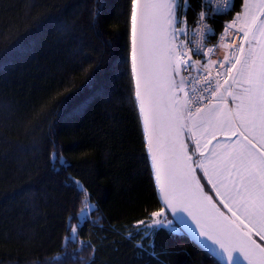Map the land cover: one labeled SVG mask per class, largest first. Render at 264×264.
I'll use <instances>...</instances> for the list:
<instances>
[{
  "label": "trees",
  "instance_id": "trees-1",
  "mask_svg": "<svg viewBox=\"0 0 264 264\" xmlns=\"http://www.w3.org/2000/svg\"><path fill=\"white\" fill-rule=\"evenodd\" d=\"M104 3L94 21L93 0H0V264H220L183 230H158L156 256L136 247H147L143 233L126 238L152 212L173 218L134 101L130 0ZM200 4L190 0L189 22ZM225 19L212 18L217 33ZM97 61L86 84L83 69ZM186 142L192 152L189 134ZM53 148L63 166L50 163ZM91 203L102 227L81 222L77 241L65 244L75 214ZM82 241L96 246L94 255ZM76 249L75 261L61 255Z\"/></svg>",
  "mask_w": 264,
  "mask_h": 264
},
{
  "label": "snow or ice",
  "instance_id": "snow-or-ice-1",
  "mask_svg": "<svg viewBox=\"0 0 264 264\" xmlns=\"http://www.w3.org/2000/svg\"><path fill=\"white\" fill-rule=\"evenodd\" d=\"M207 3L210 4L211 0H207ZM105 7L104 0H93L91 12L94 21H98ZM189 7L190 0H130L131 73L135 80L134 101L139 102L144 131L148 134V150L152 153L156 183L159 185L164 204L170 210L173 220L183 225L184 214H187V217H190L199 229V236L211 241V245L200 241L201 248L210 258L224 264H242L241 257H243L248 264H264V144L257 149L245 134L256 128L264 134V51L257 55L256 51L250 48L245 55L244 45L241 43L237 49L240 56H235V63H231V67L227 69L228 75H232L235 70V77L238 79H233V85L240 89L238 93L229 90L228 96L239 103L234 110H228L230 118L222 123L228 125L226 131L231 132L232 136H241L246 144L242 142L237 148L227 152L220 158L222 166L219 169L213 168L212 171H209L203 163L195 166L190 164L192 156L188 154V146L184 143H180L179 146L175 142L172 143L170 155L167 157L171 164L166 165L161 156L162 145L159 141L152 107L154 84L151 66L152 53L156 45L152 44L150 47V42L155 39L158 44L168 46L167 66L175 75H178L182 68L187 70L194 63H198L191 59L192 49H189L184 41L179 40V37L185 33V28L177 27V25L188 23L185 11ZM231 7L230 0H224L223 7H218L213 12H225ZM258 11L264 14V0H260ZM245 17L244 27L238 29L243 33L242 41H248L250 34L254 36L255 31H259L260 35L264 36V20L260 19V15L249 16L246 12ZM205 18L206 14L201 12L193 23H201ZM235 24L236 21H233L227 26L228 29L233 28ZM204 27L206 25L201 23V28ZM212 51L208 49V53ZM196 54L204 55L199 51ZM231 59L232 57L225 56L220 67L231 62ZM210 63L217 62L210 61ZM100 64L101 61H97L88 69H83L86 73V84L94 79V73L99 69ZM173 64L175 67H172ZM184 80L185 78L182 77L178 91L183 90ZM204 82L208 85L204 91H209L212 88L210 76H206ZM221 87L223 86L217 81L216 90L212 92V95L216 96ZM200 99L204 98L200 97ZM223 101H225L223 96L218 97V103ZM186 106L190 107V104L186 102ZM203 110L197 108L196 113L199 114ZM191 116L192 113L189 112V117ZM237 123L243 128L242 131L235 128ZM195 144L196 148H199V141ZM247 145H251L255 152L248 150ZM49 161L53 166L56 163L61 166L65 164L62 154L55 148L49 153ZM197 169L201 170L203 175L197 176ZM71 183L81 193L86 192L79 181L72 179ZM205 188H208V191H205ZM89 209L95 211L96 205L85 204V208L75 214L78 224L75 227L69 226L70 234L64 238L65 244L77 241L81 222L86 221L102 227L101 218L92 219L87 211ZM173 220L167 219L162 208L160 211L151 213L150 223L145 220L137 221L133 226L134 232H129L126 238L143 233L142 240L147 237L148 245L146 247L142 242H137L136 247L141 252H148L151 248L152 251L148 254L156 256L155 233L166 229L174 234L181 230L174 225ZM81 244L83 247L90 248L94 255L95 245L87 241H82ZM79 250L76 249L71 254L65 251L61 255H71L75 261L78 259L76 252ZM79 259L82 260V258ZM48 264H51V261Z\"/></svg>",
  "mask_w": 264,
  "mask_h": 264
},
{
  "label": "built area",
  "instance_id": "built-area-1",
  "mask_svg": "<svg viewBox=\"0 0 264 264\" xmlns=\"http://www.w3.org/2000/svg\"><path fill=\"white\" fill-rule=\"evenodd\" d=\"M233 2L234 0H230L232 6ZM223 5L224 0H211L210 4L207 3V0H201L200 9L196 11L193 21L198 19L199 13L204 12L206 18L201 22L206 25L204 28H201V23H193V21L189 22L188 20V23L185 25H177V27L185 28V33L179 37V40L184 41L187 47L192 49L191 59L193 62H198L194 63L187 70L182 68L180 73L176 75L178 86L180 85L181 78H185L183 90L179 92L181 100L184 102L187 116H189V112L192 113L191 117L196 116L197 108L204 109L211 102L218 100L216 96L212 95V92L216 90L217 81L219 85L225 83L229 76L227 69L231 67V63H235V56H240V53L237 51L239 45L243 43L245 48L247 43V41H242L241 39L242 32H239L236 28L228 29L227 27L235 21V15L231 14L233 7L227 9L225 12H213L214 9L223 7ZM218 15H222L227 19L223 21L222 27L217 33L211 20ZM208 49H212L213 51L208 53ZM197 51L204 53V55H197ZM225 56L232 57L231 62L225 63L224 67H220V63L224 62ZM210 61H216L217 63L212 64ZM206 76H210L212 83V88L209 91H204L208 87L207 83L204 82ZM200 97L204 99H200ZM186 102L190 104V107L186 106Z\"/></svg>",
  "mask_w": 264,
  "mask_h": 264
},
{
  "label": "rangeland",
  "instance_id": "rangeland-1",
  "mask_svg": "<svg viewBox=\"0 0 264 264\" xmlns=\"http://www.w3.org/2000/svg\"><path fill=\"white\" fill-rule=\"evenodd\" d=\"M259 2L260 0H246L245 4L243 5L244 9L242 8V12L239 15H236L234 17L236 24L234 25L233 28H236V29L242 28L239 25H242L241 23L245 22L246 12L248 13L249 16L254 15V14H259L260 19L264 20V14H261L258 11ZM250 48L254 49L257 55H259L262 51H264V36H261L259 31H255L254 36L250 34L248 42L244 49V52H246V55ZM172 66L175 67L174 64ZM237 67H239V65H237ZM173 77H174L173 78L174 87L175 89H177L178 88L177 77L175 74H173ZM234 78L238 79V77H235V70H233L232 75L228 76L227 83H224L222 85L223 86L222 88H224V92L221 91L217 93V98L220 96H223L225 98V101L219 102V103L218 101H216L214 103H211L210 106L205 109V112H203L201 120L203 121L202 123H203L204 131L201 135L200 140H198V138H195L196 136L193 138L195 142L199 141L200 148H201V151H200L201 160L199 159V157L196 158V164L204 163V162L206 163L207 161L215 162L216 157H217L216 155L217 151H221L222 153L223 147L227 145L235 144L237 148L243 142V138L241 136L239 135L232 136L231 132L226 131L228 125L222 123L223 121L230 118V113L228 110L229 109L234 110L236 108V104L239 103V101L234 102L232 98L228 96L229 90L233 92H237V93L240 91L239 88L233 85ZM180 95H181L180 92L177 90V95H176L177 111H179L180 122H181L180 133L182 135L183 143L186 144L189 149V145L186 142L187 134H190V137H191L192 135L190 133V130H191L195 135V132L198 131L199 127L197 129H193L194 127L192 126V124H194V122H192L191 125L189 122H187L186 112L184 110V105L182 102L183 100H181ZM235 128L241 131L243 130L241 125L238 123L235 125ZM245 134L248 135L249 140H251L253 143L258 144L260 146L264 144V134L261 133V130L259 128L245 132ZM213 136H215V139H213ZM194 141H193V144H194ZM243 143L246 144V142H243ZM247 148L248 150L252 151L251 145H247ZM197 153H198V148H196V144H194V149L192 150V152L188 151V154L192 156V162H193V158L196 157ZM169 220H172V219L170 218Z\"/></svg>",
  "mask_w": 264,
  "mask_h": 264
},
{
  "label": "water",
  "instance_id": "water-1",
  "mask_svg": "<svg viewBox=\"0 0 264 264\" xmlns=\"http://www.w3.org/2000/svg\"><path fill=\"white\" fill-rule=\"evenodd\" d=\"M152 44L156 45L155 50L152 53L153 63L151 66L152 80L154 84L152 107L156 119L159 141L160 144L162 145L161 156L164 158V163L168 165L171 164V161H169L167 157L170 155V149L172 143L175 142L177 146H179L180 143H183L182 135L180 133V125H181L180 116H179V111H177V100H176L177 89H175L174 87V79H173L174 77H173V73L171 72V68L167 66L166 50L168 46L166 44H158L155 39L150 42V47ZM142 121H143V116H142ZM145 135L147 140L148 134L146 132ZM147 146H148V141H147ZM149 154H150V158L152 159V153L149 152ZM189 163L193 164L192 160L189 161ZM152 165H153V161H152ZM153 169L155 172L154 165H153ZM158 190L160 191L159 185H158ZM162 196L163 194L160 191V198L164 204ZM165 208L170 213V210L166 206ZM184 216H185V220L183 225L178 224L174 220L176 224H178V226L181 228V230H183L187 235H189L192 239H194L199 245H200V241H203L204 243L211 245V241H208L205 237L199 236V229L196 228V225L191 220V218L187 217V214H184ZM253 238L255 239V237ZM213 247L215 246L213 245ZM241 260H242V264H248V261L243 260V257H241ZM220 264H224V262H220Z\"/></svg>",
  "mask_w": 264,
  "mask_h": 264
},
{
  "label": "crops",
  "instance_id": "crops-1",
  "mask_svg": "<svg viewBox=\"0 0 264 264\" xmlns=\"http://www.w3.org/2000/svg\"><path fill=\"white\" fill-rule=\"evenodd\" d=\"M245 2H246V0H244L243 1V4H242V6L245 4ZM243 9H244V6L242 7ZM242 12V10H240V12H238V13H236L235 14V16L236 15H239L240 13ZM242 25H239V26H241V27H243L244 26V23H241ZM229 85H230V83H229ZM228 85V86H229ZM230 87V86H229ZM228 87V88H229ZM224 92V88H221L220 90H219V92ZM211 104V103H210ZM210 106V105H209ZM209 106H207V107H209ZM206 107V108H207ZM205 108V109H206ZM205 109L202 111V112H200L199 113V115H197L196 117H194L193 119H192V121L190 122V121H188L189 123H190V125L192 124V122H194V124H192V126L194 127L193 129H197L198 127V131L197 132H195V135H194V133L190 130V133L192 134L191 135V137H190V134H189V137H190V144H192V150L194 149V144H195V141L193 140V138L195 137V138H198V140H200V138H201V135H202V133H203V121L201 120L202 119V115H203V112H205ZM193 141H194V144H193ZM252 145H255L256 146V148L258 149L259 147H260V145H258V144H255V143H253L252 142ZM252 147V146H251ZM236 148V146H235V144L234 145H227V146H225V147H223V150H222V153H221V151H217L216 152V155H217V157H216V160H215V162L214 161H207L206 163L204 162L203 164L205 165V167H207L208 169H209V171H212V169L213 168H217V169H219L221 166H222V163H221V157H223L224 155H226V153L227 152H231L233 149H235ZM200 151H201V148H200V144H199V148H198V153H197V155H198V157H199V159L201 160V155H200ZM252 151L253 152H255V149H253L252 148ZM258 154V153H257ZM201 171V170H200ZM201 173V175H203V173H202V171L200 172ZM205 183V182H204ZM207 191H208V188H205ZM215 198V197H214ZM255 239H258V238H255Z\"/></svg>",
  "mask_w": 264,
  "mask_h": 264
},
{
  "label": "bare ground",
  "instance_id": "bare-ground-1",
  "mask_svg": "<svg viewBox=\"0 0 264 264\" xmlns=\"http://www.w3.org/2000/svg\"><path fill=\"white\" fill-rule=\"evenodd\" d=\"M234 54H236V52H234ZM154 177H155V174H154ZM155 180H156V177H155ZM157 184V183H156ZM157 186H158V184H157Z\"/></svg>",
  "mask_w": 264,
  "mask_h": 264
}]
</instances>
